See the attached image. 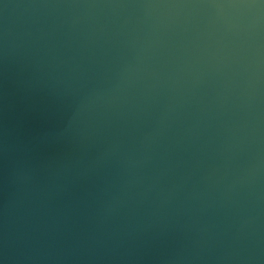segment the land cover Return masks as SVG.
<instances>
[{"label": "clouds", "instance_id": "obj_1", "mask_svg": "<svg viewBox=\"0 0 264 264\" xmlns=\"http://www.w3.org/2000/svg\"><path fill=\"white\" fill-rule=\"evenodd\" d=\"M0 264H264V0H0Z\"/></svg>", "mask_w": 264, "mask_h": 264}]
</instances>
